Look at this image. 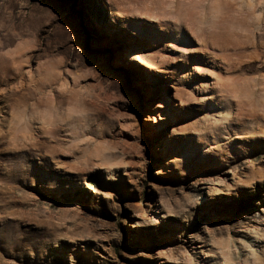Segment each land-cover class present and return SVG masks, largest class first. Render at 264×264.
<instances>
[{
  "label": "rangeland",
  "instance_id": "1",
  "mask_svg": "<svg viewBox=\"0 0 264 264\" xmlns=\"http://www.w3.org/2000/svg\"><path fill=\"white\" fill-rule=\"evenodd\" d=\"M0 217V264H264V0H0Z\"/></svg>",
  "mask_w": 264,
  "mask_h": 264
},
{
  "label": "bare ground",
  "instance_id": "2",
  "mask_svg": "<svg viewBox=\"0 0 264 264\" xmlns=\"http://www.w3.org/2000/svg\"><path fill=\"white\" fill-rule=\"evenodd\" d=\"M142 60L143 59H141V60H139V61H141L142 62ZM54 116H56V114H53ZM51 118H52V115H51ZM54 118H56V117H54ZM47 120H48V118H47ZM49 121V120H48ZM48 123V122H47ZM50 125V124H49ZM57 131H60L59 130V128L58 129H56V128H54V130H52V132L51 133H56ZM49 133V132H48ZM1 218V217H0ZM3 220V219H2ZM8 220H3V222H2V226H3V230H5L7 227H9L10 225H9V223L7 222ZM10 230V229H9ZM12 230V229H11ZM7 231V230H6ZM6 234V233H5ZM12 234V233H11ZM9 237V236H8ZM6 240V239H5ZM9 241V240H8ZM10 242V241H9ZM13 243V242H12ZM9 247H10V249H12V250H14V248L15 247H12L13 246V244H11V245H8ZM9 249V250H10ZM6 251V250H5ZM5 254V253H4ZM6 255V254H5Z\"/></svg>",
  "mask_w": 264,
  "mask_h": 264
}]
</instances>
